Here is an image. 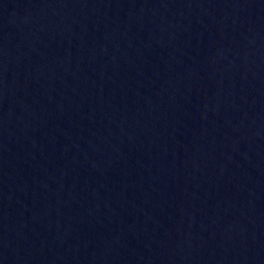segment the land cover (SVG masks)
<instances>
[{
  "label": "water",
  "instance_id": "1",
  "mask_svg": "<svg viewBox=\"0 0 264 264\" xmlns=\"http://www.w3.org/2000/svg\"><path fill=\"white\" fill-rule=\"evenodd\" d=\"M0 264H264V0H0Z\"/></svg>",
  "mask_w": 264,
  "mask_h": 264
}]
</instances>
